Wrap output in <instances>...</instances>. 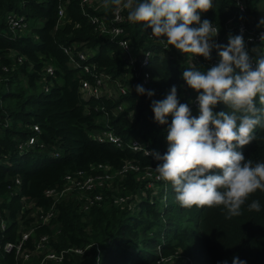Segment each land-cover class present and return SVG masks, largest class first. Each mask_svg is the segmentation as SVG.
Returning <instances> with one entry per match:
<instances>
[{"label":"trees","instance_id":"trees-1","mask_svg":"<svg viewBox=\"0 0 264 264\" xmlns=\"http://www.w3.org/2000/svg\"><path fill=\"white\" fill-rule=\"evenodd\" d=\"M80 3L0 0V221L5 222L0 245L17 243L21 233L29 230V221L21 214V198L44 206L43 193L61 188L66 174L91 175L92 167L103 165L125 171L114 178L111 189L102 192V202L86 212L76 202H61L51 225L34 230L29 245L42 235L49 237L55 251L95 244L82 255H68L62 264H183L185 260V264H232L234 256L246 264H264V191L252 193L237 217L228 218L222 206L187 209L176 200L169 182L143 177L145 172L154 174L161 161L129 148L131 141L139 139L147 151L166 153L172 116L167 124H159L151 104L165 99L173 85L179 102L192 104L198 93L182 78L184 69L192 66L191 54L160 44L151 29L126 16L123 30L136 56L130 63L117 40L98 34ZM242 3L244 12L234 0H213L214 7L201 14V21L208 19L219 28L217 43L226 46L229 35H240L241 23L249 32L264 31V0ZM59 5L64 12L60 22ZM112 10L104 7L94 14L109 20ZM13 17L19 22L14 33L9 30ZM85 51L86 59L78 60L76 54ZM146 52L149 59L143 64ZM211 55V60L197 56L193 63L206 72L210 63L220 61L216 50ZM249 55L253 63L264 56V41L251 44ZM47 65L54 68V75L45 91L42 79ZM87 65L96 70L85 73ZM101 74L110 77L109 93L83 97L81 81L93 82ZM136 85L154 95L137 94ZM256 105L264 107L258 97ZM213 110L230 111L223 103ZM32 126L39 129L38 143L21 151L18 146L33 135ZM104 130L119 136L122 148L93 139V134ZM254 135L256 140L238 150L246 160L264 161V128L257 126ZM150 183L161 186L158 196H151ZM127 196L132 199L114 203V198ZM253 201L259 202V211L249 209ZM0 258V264L17 263L14 251L1 249Z\"/></svg>","mask_w":264,"mask_h":264},{"label":"clouds","instance_id":"clouds-1","mask_svg":"<svg viewBox=\"0 0 264 264\" xmlns=\"http://www.w3.org/2000/svg\"><path fill=\"white\" fill-rule=\"evenodd\" d=\"M105 7H112L117 18L127 11L128 21L151 29L160 44L192 57V66L184 69L182 78L198 93V117L188 104L179 102L175 85L165 99L151 104L159 124H167V117L172 116L166 153L145 151L146 156L161 161L154 169L157 179L172 185L184 208L222 206L228 218L240 216L249 196L264 191V161L246 160L238 150L256 140L257 126L264 128V107L256 105L258 97L264 106V56L253 63L243 30L240 35H229L226 46L217 43L219 28L208 19L201 21V14L214 7L213 0H105ZM213 50L219 63L206 72L200 70L193 59L211 60ZM135 90L149 98L154 95L142 85ZM218 103L230 111L215 112ZM248 207L260 210L258 201ZM232 264L246 261L234 256Z\"/></svg>","mask_w":264,"mask_h":264},{"label":"built area","instance_id":"built-area-1","mask_svg":"<svg viewBox=\"0 0 264 264\" xmlns=\"http://www.w3.org/2000/svg\"><path fill=\"white\" fill-rule=\"evenodd\" d=\"M235 3L239 6L240 12H244V5L242 0H234ZM99 0H81L80 7L82 9L83 14L88 18L89 23L92 26L96 27V30L99 35L110 36L112 39L117 40V44L119 48H121L122 53L126 57V59L133 63L136 59L135 53L132 48L129 46V40H127V35L124 34L123 23L126 20L127 11H123L119 13V18H117V14L114 9L111 12V16L109 20H104L101 17L95 15L97 12ZM63 6L59 5L58 10V21L60 22L64 17L63 14ZM19 27V22L17 17H13L10 20L9 30L11 32H15ZM241 30L246 50L249 53V46L251 44H256L258 42L264 41L261 39L264 36V31H258L256 33L249 32L246 30L244 24H240L239 33L241 34ZM154 37V36H153ZM218 37V36H217ZM217 37L215 39H217ZM156 38V37H154ZM158 39V38H156ZM65 53L70 55V50H65ZM78 60H85L87 57V52H78L76 54ZM149 59V52L144 54L142 59L143 64H145ZM70 61L72 63H77V60L74 57L70 56ZM214 64H209L211 68ZM44 77L42 79L43 88L45 91L48 89V78L54 75V68L51 65H47L44 69ZM92 70H96L94 65L84 66L85 73H90ZM110 77L104 74L97 75L93 77V82H89L88 80L81 81L80 85V93L83 97H98L102 95H106L110 91ZM149 79L148 75H144V81ZM114 88H119L118 84L114 85ZM121 93H124V90L120 88ZM194 104H197L199 108L197 97L193 100L192 104L189 106L190 109L193 108ZM104 122V119L102 118ZM31 135L26 141L21 143L18 146V149L23 151L27 149H32L37 145V135L39 134V129L36 126L31 127ZM92 136V135H90ZM93 139L98 141H106L107 143L115 146L116 148H122L123 141L122 139L115 135L111 130H104L101 133L93 134ZM129 148L132 151H146V145L142 144L139 139L133 140L130 143ZM95 171V173L91 175H86L84 172H74L66 174L62 179V186L59 189H48L43 193V197L46 199L47 204L44 206L37 205L35 201L23 197L22 201V209L21 214L25 215V220L29 221V230L27 232H23L20 235V238L17 243H7L3 246L0 245V250H4L5 252L14 251L15 259L17 260L16 264H62L68 255H82L84 251L91 246H95V244H91L86 248H67L60 251H55L51 249L48 240L49 237L47 235H42L38 239L32 241L31 245H29L30 237L32 236L34 230L38 228H42L44 226L51 225V221L58 214V205L61 202L73 201L78 203L79 210L86 212L90 210L93 206H98L102 200V192L104 190L111 189L114 185V178L116 176L121 175L125 170L112 171L109 166L98 165L91 168ZM126 169V168H124ZM158 174L155 172L154 174L145 172L143 173V177H148L155 182H158L157 179ZM16 185H20L19 179L15 180ZM158 187L159 193L161 191V186H157L155 183H150L149 188H152L154 192V188ZM130 196L125 198H114V203H125L128 200H131ZM135 200V199H134ZM0 230H5V222L0 221ZM1 261V258H0ZM97 264V263H96Z\"/></svg>","mask_w":264,"mask_h":264},{"label":"rangeland","instance_id":"rangeland-1","mask_svg":"<svg viewBox=\"0 0 264 264\" xmlns=\"http://www.w3.org/2000/svg\"><path fill=\"white\" fill-rule=\"evenodd\" d=\"M104 7H105V0H99L98 6H97V10L101 11ZM198 111H199V109H198V107H197V104H194L193 108L191 109L192 115L198 117V115H199V113H197ZM195 113H196V115H195ZM158 194H159L158 187H155V188H154V192L152 193L151 196H158ZM145 195H146V194L144 193V196H145ZM135 200H136V199H135ZM186 261H187V260H185V261L183 262V264H185ZM191 264H196V262H195V261H191Z\"/></svg>","mask_w":264,"mask_h":264}]
</instances>
